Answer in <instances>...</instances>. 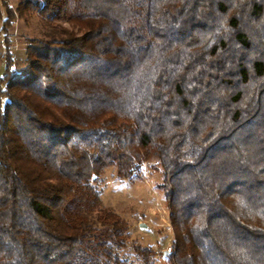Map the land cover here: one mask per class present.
I'll list each match as a JSON object with an SVG mask.
<instances>
[{
	"label": "trees",
	"instance_id": "trees-1",
	"mask_svg": "<svg viewBox=\"0 0 264 264\" xmlns=\"http://www.w3.org/2000/svg\"><path fill=\"white\" fill-rule=\"evenodd\" d=\"M1 30L0 264H156L97 186L150 159L169 264H264V0H26Z\"/></svg>",
	"mask_w": 264,
	"mask_h": 264
},
{
	"label": "rangeland",
	"instance_id": "rangeland-1",
	"mask_svg": "<svg viewBox=\"0 0 264 264\" xmlns=\"http://www.w3.org/2000/svg\"><path fill=\"white\" fill-rule=\"evenodd\" d=\"M21 1L26 0H0V78L5 72L7 52L4 32L1 30L2 21L6 17V7L15 10ZM46 28L45 21L35 9H30L25 17L15 19L7 30V44L14 69L21 67L24 62L27 41L43 36ZM0 87L3 88L4 84L1 83ZM6 101L5 95L0 94V108L4 107ZM162 181L156 160L150 159L143 165L140 178L119 179L115 168L108 167L99 176L97 186L103 204L118 212L128 223L129 238L121 253L132 256L131 245H149L157 252L156 264H169L163 253L171 250L173 234L169 211L160 188ZM141 223L145 226H141Z\"/></svg>",
	"mask_w": 264,
	"mask_h": 264
},
{
	"label": "water",
	"instance_id": "water-1",
	"mask_svg": "<svg viewBox=\"0 0 264 264\" xmlns=\"http://www.w3.org/2000/svg\"><path fill=\"white\" fill-rule=\"evenodd\" d=\"M140 225H141V226H145L143 223H141ZM169 253H170V251L166 250V251H164L163 254H164V256H166V255H169Z\"/></svg>",
	"mask_w": 264,
	"mask_h": 264
}]
</instances>
